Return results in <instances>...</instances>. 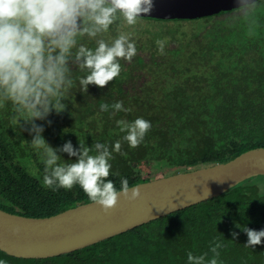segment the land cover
<instances>
[{
  "label": "trees",
  "instance_id": "trees-1",
  "mask_svg": "<svg viewBox=\"0 0 264 264\" xmlns=\"http://www.w3.org/2000/svg\"><path fill=\"white\" fill-rule=\"evenodd\" d=\"M257 13L259 26L252 36L233 11L199 20L114 24L105 38L118 30L130 32L136 55L131 61L121 60L120 75L103 88L89 85L87 92H81L74 86L66 96L65 110L48 117L50 125L37 121L45 124L43 137L54 148L66 140L74 147L79 141L88 147L95 141L111 145L123 135L117 119L149 120L152 126L141 144L130 148L122 142L120 152L113 153L106 179L116 188L121 176L133 187L158 175L212 167L264 148V0ZM157 40L164 42L162 53ZM118 100L128 112L109 118L100 111V103ZM25 140L31 136L14 130L8 110L0 109L1 210L47 218L92 203L78 186L58 191L44 187L43 165ZM59 155L68 159L66 153ZM256 178L70 254L27 260L0 251V264H187L188 251L211 256L214 237L223 245L222 264H264V238L260 245L246 248V234L235 227L239 223L264 228V184ZM233 231L239 233L235 240Z\"/></svg>",
  "mask_w": 264,
  "mask_h": 264
},
{
  "label": "clouds",
  "instance_id": "clouds-1",
  "mask_svg": "<svg viewBox=\"0 0 264 264\" xmlns=\"http://www.w3.org/2000/svg\"><path fill=\"white\" fill-rule=\"evenodd\" d=\"M260 2L234 0L233 15L244 22L249 36L255 35L259 26ZM154 5L155 0H0V109L8 110L14 130L21 129L31 136L25 141L43 165L44 187L58 191L78 186L105 213L121 196L129 202L140 197L139 187H130L126 177H120L119 188L106 178L113 153L120 152L122 142L130 148L141 144L151 122L140 116L131 121L117 119L115 124L123 135L111 145L95 141L88 147L79 141L74 147L71 140H66L54 148L42 135L45 124L37 121L50 125L48 117L65 110L66 96L74 86L87 92L89 85L103 88L118 77L121 60L131 61L136 55V41L130 32L119 30L105 37L118 22L136 25ZM155 43L162 53L164 42ZM99 109L109 118L129 111L119 100L100 103ZM60 153H66L68 159ZM235 227L247 236L244 247L261 244L264 228L255 230L239 223ZM238 235L231 232L233 240ZM222 246L214 237L209 247L211 256L208 252L194 255L188 251L187 264H222Z\"/></svg>",
  "mask_w": 264,
  "mask_h": 264
},
{
  "label": "water",
  "instance_id": "water-1",
  "mask_svg": "<svg viewBox=\"0 0 264 264\" xmlns=\"http://www.w3.org/2000/svg\"><path fill=\"white\" fill-rule=\"evenodd\" d=\"M234 0H155L142 19L189 21L234 11ZM264 177V148L212 167L162 176L142 183L140 197L122 196L109 212L92 203L47 218L0 209V251L17 259H49L101 243L138 227L221 196L253 177Z\"/></svg>",
  "mask_w": 264,
  "mask_h": 264
},
{
  "label": "rangeland",
  "instance_id": "rangeland-1",
  "mask_svg": "<svg viewBox=\"0 0 264 264\" xmlns=\"http://www.w3.org/2000/svg\"><path fill=\"white\" fill-rule=\"evenodd\" d=\"M138 23H141V21H138ZM243 154V153H242ZM241 155V154H240ZM162 175H158V177L157 178H159V177H161ZM256 181H258L259 183H263L264 184V178H262V177H257L256 178ZM263 184H261V185H263Z\"/></svg>",
  "mask_w": 264,
  "mask_h": 264
}]
</instances>
